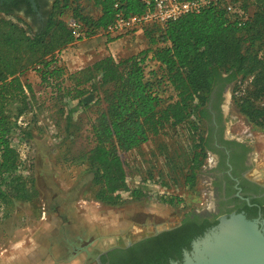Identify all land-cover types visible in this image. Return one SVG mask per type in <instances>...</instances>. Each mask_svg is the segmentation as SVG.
<instances>
[{
    "label": "trees",
    "instance_id": "obj_1",
    "mask_svg": "<svg viewBox=\"0 0 264 264\" xmlns=\"http://www.w3.org/2000/svg\"><path fill=\"white\" fill-rule=\"evenodd\" d=\"M238 1L244 9L253 10L243 25L228 16L224 5L213 4L165 26L154 23L145 28L148 48L137 55L104 56L70 73L57 66L58 53L75 42L68 18H75L90 37L105 33L119 12L126 17L141 15L147 5L142 0H56L37 28L0 11V213L5 216L12 198L27 200L36 192L32 176L16 173L20 156L11 146L19 130L32 141L33 128L38 126L40 102L24 78L29 72L52 89L51 96L78 100L87 108L84 97L95 93L101 102L91 121L93 144L72 162L88 166L98 187L96 199L106 204H119L117 193L128 189L130 171L124 155L142 151L149 142L157 143L152 154L161 161V171L164 167L175 184L196 188L209 158L205 121L210 118L207 106L218 83H234L239 111L264 128V0ZM65 74L69 86H63ZM72 113L67 111L64 122L51 119L57 137L60 126L66 137L72 135ZM142 194L136 189L133 197ZM217 223L192 209L178 226L122 249L128 257L116 264H170Z\"/></svg>",
    "mask_w": 264,
    "mask_h": 264
},
{
    "label": "rangeland",
    "instance_id": "obj_2",
    "mask_svg": "<svg viewBox=\"0 0 264 264\" xmlns=\"http://www.w3.org/2000/svg\"><path fill=\"white\" fill-rule=\"evenodd\" d=\"M91 14L97 16L98 12L92 9ZM34 27L37 28V26ZM129 34L132 33L119 36L99 33L86 37L64 49V53L63 51L58 53L57 66L63 65L70 73L104 56L111 55L116 59H122L137 55L148 48L146 38L141 43ZM118 38L120 39L117 40ZM61 54L66 60L61 57ZM24 78L33 85L40 102L37 114L40 123L33 128L32 140V177L36 192L30 199H21V201L32 202L30 207L20 205L22 202L15 203L16 199L12 198L8 204L7 216L0 218V262L15 251L11 247V241H17L20 237L23 240L28 235L29 239L22 246L24 258L30 255L36 256L34 261H38L39 257L43 258L42 260L53 259L46 256L45 251L49 250L51 253L56 244L61 246L62 242L64 244V241H67L69 253H66L62 261L72 260L68 264H93L88 256L84 258L81 252L76 253L75 248L84 249L82 252L89 255L86 249L92 254L94 248L99 245L105 247L108 246L107 242L113 243L115 237L110 235L112 232L110 230H113L114 221L121 222L123 230L131 228L134 239H141L145 235L155 233L158 229H171L178 226L186 213L192 209L201 211L207 207L210 199L204 190L207 187L206 179H201L200 176L194 189L179 184L177 192L182 195V198L174 197L173 204L170 203V199H152L144 193L139 198L133 197V194L131 197L120 196L121 202L115 205L97 200L95 195L98 187L93 182V173L89 171L86 164H76L72 162V158L92 146L91 121L102 108L101 102L96 101L95 93H88L84 100L88 96L93 97L87 103L85 102L89 106L84 108L79 105L78 100H69V98L62 100L58 96H51L52 89L42 85L36 73L29 72ZM63 78H65L63 86H69L67 74ZM234 86L235 84L232 83V96ZM68 102L69 107L66 108L65 105ZM62 108L65 109L64 112ZM69 109L73 110L72 127L69 131L72 135L66 137L63 126H60L61 136L54 138L46 128L48 118L55 122H64ZM229 115L231 122L227 128L228 134L241 140H251L253 144L249 176L255 177L261 174V178L258 179L264 181V128L256 127L248 121L239 111L234 98L230 101ZM205 125L207 135L206 122ZM155 152H157V143L149 142L142 151L125 154L124 158L129 164V175L142 177L159 175L174 186V179L165 172L164 167L162 171L160 170L161 161L153 158L152 153ZM44 205L47 208L53 205L54 209L51 213L48 212L47 218L43 220L41 216L45 209L42 208ZM136 216L141 217L142 220H134ZM87 219L90 221L88 222ZM143 221L145 226L140 225ZM20 222H22V230L19 227ZM95 230H99L101 234ZM10 235H14L13 238H9ZM60 248L63 250L62 246ZM62 261L59 258L58 262L52 260L48 264H64Z\"/></svg>",
    "mask_w": 264,
    "mask_h": 264
},
{
    "label": "flooded vegetation",
    "instance_id": "obj_3",
    "mask_svg": "<svg viewBox=\"0 0 264 264\" xmlns=\"http://www.w3.org/2000/svg\"><path fill=\"white\" fill-rule=\"evenodd\" d=\"M55 1L0 0V11L9 16L23 18L33 26L39 27L46 21ZM231 84L218 83L207 106L210 118L205 122L208 125L207 135L210 138V151L209 158L201 170L200 178L206 179L207 187L204 190L208 193L210 200L207 207L200 212L209 216L210 220H217L218 223L222 216L231 217L233 214H244L248 219L259 218L263 220L264 181L258 179L261 178V174H257L255 177L249 176V170L252 166L250 159L253 144L251 140H241L229 135L227 131L231 122L229 115L230 101L233 98ZM140 219L139 216L134 217L136 221ZM140 225L145 226V221L141 222ZM123 229L122 225L117 230L113 229L110 235L115 237L114 242L111 244L107 242L108 246L105 247L99 245V247L94 248L92 254L87 255L86 252H82L84 249L78 250V248H75V252H81V256L84 258L88 256L89 261H92L93 264H116L128 257V254L121 251L122 249H129L137 242L151 235L159 234L155 232L145 235L141 239H134L131 228ZM95 231L99 232V230ZM163 231L166 230L161 232ZM99 234L101 233L99 232ZM202 237L192 241L191 248L183 249L181 258L171 260L170 264H184L186 252L191 253L194 242ZM55 246L51 253L49 250L45 251L46 256L52 257L57 262L59 258L62 261L66 253H69L68 243L67 241H64V244L61 243L63 250L60 245L56 244Z\"/></svg>",
    "mask_w": 264,
    "mask_h": 264
},
{
    "label": "built area",
    "instance_id": "obj_4",
    "mask_svg": "<svg viewBox=\"0 0 264 264\" xmlns=\"http://www.w3.org/2000/svg\"><path fill=\"white\" fill-rule=\"evenodd\" d=\"M142 2L148 7L143 14L126 17L119 12L116 19L107 27L105 34L119 36L134 30L135 32L141 31L145 35V28L151 24L158 23L165 26L170 21L177 20L186 14L199 13L213 4L224 5L228 16L233 21L238 22L239 25H243L253 15V10L250 8L244 9L238 0H142ZM67 24L75 37L74 44L86 39L82 31V25L75 18H68ZM18 123L22 126V116ZM38 123H40L39 118ZM46 128L54 138H59L56 136L58 135L57 127L49 118ZM11 146L17 150L20 156L16 173L25 178L31 177L33 175L32 141H29L22 134V130H19L13 138ZM2 158V149H0V163ZM126 181L128 189L119 191L117 193L119 196L131 197L134 190L141 189L147 197L152 199L166 200L178 196L182 198V195L177 192L180 185L174 183V187L159 175L153 177L128 175ZM3 216L4 214L1 212L0 218H3Z\"/></svg>",
    "mask_w": 264,
    "mask_h": 264
},
{
    "label": "water",
    "instance_id": "obj_5",
    "mask_svg": "<svg viewBox=\"0 0 264 264\" xmlns=\"http://www.w3.org/2000/svg\"><path fill=\"white\" fill-rule=\"evenodd\" d=\"M167 229H158L156 234ZM184 264H264V219H248L244 214L222 216L194 242L192 252H186Z\"/></svg>",
    "mask_w": 264,
    "mask_h": 264
},
{
    "label": "crops",
    "instance_id": "obj_6",
    "mask_svg": "<svg viewBox=\"0 0 264 264\" xmlns=\"http://www.w3.org/2000/svg\"><path fill=\"white\" fill-rule=\"evenodd\" d=\"M129 33H132L130 36H133V37H135V38H137V40L138 41H140L141 43H143L142 41H143V39L145 38V35H144V33L143 32H141V31H138V32H135V31H131V32H129ZM127 36V35H126ZM121 38V37H120ZM120 38H118L117 40H119ZM72 45H70V47H71ZM65 51H63V53H64ZM61 57L64 59V60H66L65 59V57H64V55L63 54H61ZM16 202H18V203H20V202H22L20 205H24V206H26V207H30V204L32 203V202H25V201H21V200H16L15 201V203ZM17 203V204H18ZM3 207H4V205H2ZM53 207V205H51V206H49L48 208H47V206L46 205H44L42 208L44 209L43 211H42V216H41V219H46L47 218V213L48 212H50L51 213V210H53L54 208H52ZM5 208V207H4ZM8 208H5V216H4V218L7 216V214H8ZM9 212H10V210H9ZM87 221L89 222L90 221V219H87ZM84 226V225H83ZM82 226V227H83ZM113 226V228L112 229H115V230H117V229H119V228H121V222H119V221H114V224L112 225ZM19 227H20V229L22 230V222H20V224H19ZM30 228H31V226H29ZM83 229V228H82ZM108 229V228H107ZM107 230H106V228H105V232H106ZM110 231H112V230H110ZM12 235H10L9 236V238H13V236L11 237ZM27 239H29V237H28V235H26V237H24V239L22 240V238L20 237L17 241H11V243H12V245H11V247L12 248H14V250L15 251H13L11 254H10V256H8V257H5L3 260H2V262H0V264H48L50 261H52L53 259H51V258H48V259H45V260H42L41 259V257H39V260L38 261H34L35 260V257H31L30 255H28V256H25V258L24 257H22V246H23V243L24 242H26L27 241ZM33 244H31V246H32ZM30 246V245H29ZM27 247V246H26ZM24 258V259H23ZM29 259L31 260V261H29ZM34 259V260H33ZM41 259V260H40ZM72 260H63L62 262L64 263V264H68V263H70ZM79 264V263H78Z\"/></svg>",
    "mask_w": 264,
    "mask_h": 264
}]
</instances>
